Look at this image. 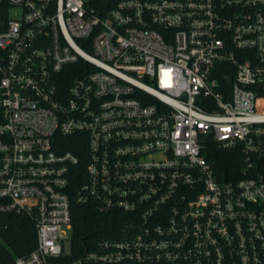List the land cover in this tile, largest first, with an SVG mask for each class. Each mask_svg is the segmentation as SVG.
Returning <instances> with one entry per match:
<instances>
[{"label":"built area","instance_id":"1","mask_svg":"<svg viewBox=\"0 0 264 264\" xmlns=\"http://www.w3.org/2000/svg\"><path fill=\"white\" fill-rule=\"evenodd\" d=\"M74 204L122 230L73 258ZM6 215L37 237L10 264H264V0H0Z\"/></svg>","mask_w":264,"mask_h":264},{"label":"trees","instance_id":"2","mask_svg":"<svg viewBox=\"0 0 264 264\" xmlns=\"http://www.w3.org/2000/svg\"><path fill=\"white\" fill-rule=\"evenodd\" d=\"M79 137H72L73 143L68 149L78 155L86 156V144L78 141ZM208 161L212 164L220 182L236 180L242 164L239 151L218 150L215 143H208L206 149ZM86 161L73 170L72 186H79L86 180ZM73 230L72 251L73 258L95 251L97 242L105 237L113 228L122 230L126 214L120 212L104 213L94 205L74 204L72 207ZM37 237L34 223L19 215H6L0 218V259L4 264H10L16 257L26 256L36 249Z\"/></svg>","mask_w":264,"mask_h":264},{"label":"water","instance_id":"3","mask_svg":"<svg viewBox=\"0 0 264 264\" xmlns=\"http://www.w3.org/2000/svg\"><path fill=\"white\" fill-rule=\"evenodd\" d=\"M228 81L231 83V82H232V79H231V78H229V79H228Z\"/></svg>","mask_w":264,"mask_h":264},{"label":"rangeland","instance_id":"4","mask_svg":"<svg viewBox=\"0 0 264 264\" xmlns=\"http://www.w3.org/2000/svg\"><path fill=\"white\" fill-rule=\"evenodd\" d=\"M67 249L69 250V247Z\"/></svg>","mask_w":264,"mask_h":264}]
</instances>
